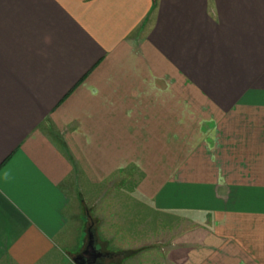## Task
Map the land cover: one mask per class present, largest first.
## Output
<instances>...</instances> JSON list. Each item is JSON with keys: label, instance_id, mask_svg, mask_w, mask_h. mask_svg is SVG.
Returning <instances> with one entry per match:
<instances>
[{"label": "crops", "instance_id": "crops-1", "mask_svg": "<svg viewBox=\"0 0 264 264\" xmlns=\"http://www.w3.org/2000/svg\"><path fill=\"white\" fill-rule=\"evenodd\" d=\"M150 237L264 264V0H0V264Z\"/></svg>", "mask_w": 264, "mask_h": 264}, {"label": "rangeland", "instance_id": "rangeland-1", "mask_svg": "<svg viewBox=\"0 0 264 264\" xmlns=\"http://www.w3.org/2000/svg\"><path fill=\"white\" fill-rule=\"evenodd\" d=\"M115 197H117V195H115V192H114V198ZM115 201V200H114ZM112 205H114V204H112ZM110 205H107V208L109 207ZM115 206V205H114ZM100 209H97V211H96V213H97V215H96V217L98 218V219H100V220H98V221H100L101 222V225L103 224V225H105V224H109V220H106V219H104L103 218V214H102V208H101V206L99 207ZM119 208H123V211H122V214H128V216H129V218H131V216L132 215H134V214H136V216H135V221H137V223L139 224V222H140V219L143 217V214H140L138 211H136L138 208L137 207H134L133 205H129V206H127L126 204H124V203H122V204H120L119 203ZM115 211H116V209H114ZM113 210V211H114ZM139 210V209H138ZM119 213V212H118ZM123 217V216H122ZM129 223V222H128ZM136 224V223H135ZM135 224H133V225H130L129 227H132V228H129L127 231H132V230H134V229H136V228H134V226H135ZM102 225V226H103ZM106 226V225H105ZM108 226V225H107ZM162 241L163 240H166L165 239V236H163L162 235ZM109 239L111 240V238H109V237H105V236H98L97 237V242H98V245L99 246H101L102 248H103V250H107V251H111V250H113V249H116V247H117V244H116V242L114 241L113 243H111L110 244V242H109ZM150 239H151V241H149V238H148V242H139V241H133L132 240V242H130V246H129V251L128 252H123V253H121V252H118V253H120L121 254V259L120 258H115V259H113V264H120V262H121V260H124L125 258H128V257H130V259L132 258L133 259V256H136L137 254H142L144 251V248L146 249V250H148L149 248L147 247L148 245H150V244H153L154 242L156 243V241H153V239L150 237ZM114 240V239H113ZM147 241V240H146ZM161 240H160V242H162ZM112 242V241H111ZM150 243V244H149ZM145 245H147V246H145ZM150 247V246H149ZM145 250V251H146ZM112 255H114V257H115V255H117V252L115 253V252H110ZM146 256H152V253H151V251L149 252H146ZM139 258H141V257H139ZM134 260H135V258H134ZM72 264H73V262H72ZM106 264H110V262H107Z\"/></svg>", "mask_w": 264, "mask_h": 264}, {"label": "water", "instance_id": "water-1", "mask_svg": "<svg viewBox=\"0 0 264 264\" xmlns=\"http://www.w3.org/2000/svg\"><path fill=\"white\" fill-rule=\"evenodd\" d=\"M100 257V253L95 247V242L93 238H90V241L84 250L76 259V264H93Z\"/></svg>", "mask_w": 264, "mask_h": 264}, {"label": "flooded vegetation", "instance_id": "flooded-vegetation-1", "mask_svg": "<svg viewBox=\"0 0 264 264\" xmlns=\"http://www.w3.org/2000/svg\"><path fill=\"white\" fill-rule=\"evenodd\" d=\"M100 257H101V254H100ZM96 262H97V261H96ZM96 262H95V263H96Z\"/></svg>", "mask_w": 264, "mask_h": 264}]
</instances>
